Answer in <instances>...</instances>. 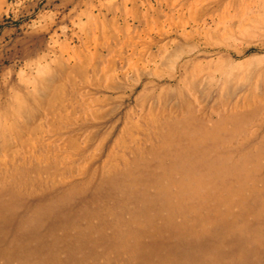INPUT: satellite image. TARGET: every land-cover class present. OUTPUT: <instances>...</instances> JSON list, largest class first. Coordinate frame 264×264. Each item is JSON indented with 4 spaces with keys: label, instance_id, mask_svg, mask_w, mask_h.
<instances>
[{
    "label": "rangeland",
    "instance_id": "374dc122",
    "mask_svg": "<svg viewBox=\"0 0 264 264\" xmlns=\"http://www.w3.org/2000/svg\"><path fill=\"white\" fill-rule=\"evenodd\" d=\"M136 2L146 59L95 61L82 0H7L0 32L58 16V57L0 33V264H264V0H89Z\"/></svg>",
    "mask_w": 264,
    "mask_h": 264
},
{
    "label": "crops",
    "instance_id": "0c3cea01",
    "mask_svg": "<svg viewBox=\"0 0 264 264\" xmlns=\"http://www.w3.org/2000/svg\"><path fill=\"white\" fill-rule=\"evenodd\" d=\"M85 2V3H84ZM82 14L80 16H66V19L72 24V40H78L79 43L86 47L87 53L90 55L91 60H102V54L107 56V60L113 58V54L120 53L124 56L123 59H129V55L137 54L135 56L140 61L146 59L148 52L147 48V35L144 33L146 31L147 24L144 23L149 20L150 16H154L146 7L140 3H133L129 7H125L122 11V6H102L91 5L89 0H82ZM7 5V0H0V24L3 22L5 16V7ZM104 8V11L100 8ZM28 20L32 23L28 25L30 28H26L25 23L23 25L18 23V26L10 27L3 26L1 32L4 36L1 40L4 43L10 42V37L8 41H5L7 37L5 34L15 32L18 29L17 42L19 44H26L27 37H32L33 42V53L36 59L41 60L42 54L45 58L48 57L52 59L58 57V44H57V27L56 21L58 16H17L18 20ZM21 18V19H20ZM45 22L46 25H43ZM53 22V23H52ZM141 28L139 25H141ZM138 28V34L135 33L130 35V28ZM48 27L49 32V42L50 49L41 48V43L38 45L37 41L41 40L43 28ZM24 29V30H23ZM101 30V34L98 31ZM23 36V41L21 37ZM55 38V47L52 48V40ZM104 43V44H103ZM106 43V44H105ZM30 45V41H28ZM108 44V45H107ZM135 46L134 48L131 47ZM105 46V47H103ZM83 49H85L82 46ZM85 53V51H83ZM92 55V56H91Z\"/></svg>",
    "mask_w": 264,
    "mask_h": 264
},
{
    "label": "bare ground",
    "instance_id": "6f19581e",
    "mask_svg": "<svg viewBox=\"0 0 264 264\" xmlns=\"http://www.w3.org/2000/svg\"><path fill=\"white\" fill-rule=\"evenodd\" d=\"M191 106V105H190ZM185 107V106H184ZM183 107V108H184ZM260 107V106H259ZM262 107V106H261ZM222 110V109H221ZM224 110V109H223ZM234 110V109H233ZM260 110V109H259ZM259 110H257V111H259ZM225 111V110H224ZM227 112H229V111H227ZM235 112V111H234ZM253 112V111H252ZM224 113V112H223ZM256 113V112H255ZM255 113H254V115H255ZM246 114V113H245ZM250 114V113H249ZM188 115V114H187ZM233 117L235 116V115H232ZM253 115H251V117H252ZM198 117V116H197ZM244 117V116H243ZM188 118H190V117H188ZM198 118H200V117H198ZM225 118H227V117H225ZM235 118V117H234ZM228 119V118H227ZM175 120V119H174ZM182 120V119H181ZM202 120V119H201ZM185 121V120H184ZM183 121V122H184ZM188 121V120H187ZM196 121V120H195ZM194 121V122H195ZM182 122V121H181ZM192 121L190 120V123H191ZM198 122V121H197ZM243 122V121H242ZM170 123V122H169ZM178 123V122H177ZM177 123H175V124H177ZM196 123V122H195ZM222 123V122H221ZM227 123V122H226ZM240 123H241V121H240ZM225 124V123H224ZM162 125V124H161ZM183 125V124H182ZM241 124H239V126H240ZM163 126V125H162ZM166 126V125H165ZM174 127V126H173ZM182 127V126H181ZM186 127V126H185ZM223 127V126H222ZM241 127V126H240ZM170 128V127H169ZM235 128V127H234ZM237 128V127H236ZM173 129V128H172ZM182 129V128H181ZM165 130V129H164ZM167 130V129H166ZM170 130H171V128H170ZM175 130V129H174ZM173 130V131H174ZM236 130H238V129H236ZM161 131H162V129H161ZM183 131H185V130H183ZM221 131H222V129H221ZM238 131H240V130H238ZM226 132V131H225ZM170 133V132H169ZM172 133H174V132H172ZM182 133V132H181ZM197 133H199V132H197ZM213 133V132H212ZM222 133H223V131H222ZM222 133H221V135H222ZM242 133V132H241ZM168 134V133H167ZM179 134V133H178ZM207 134V133H206ZM210 134H211V131H210ZM214 134V133H213ZM212 134V135H213ZM192 135V134H191ZM211 135V136H212ZM218 135H219V133H218ZM170 137V136H169ZM178 137V136H177ZM197 137H199V136H197ZM206 137V136H205ZM220 137V136H219ZM225 138V137H224ZM168 139H170V138H168ZM175 140V139H174ZM214 140V139H213ZM223 140V139H222ZM169 142V141H168ZM221 142V141H220ZM185 143V142H184ZM214 143V142H213ZM226 143V142H225ZM210 144H211V142H210ZM222 144V143H221ZM165 145H166V143H165ZM223 145V144H222ZM199 146V145H198ZM220 147V146H219ZM258 147V146H257ZM168 148V147H167ZM254 148V147H253ZM166 149V148H165ZM248 149V148H247ZM246 149V150H247ZM168 150V149H167ZM188 150V149H187ZM241 150V149H240ZM218 152H219V150H217ZM255 153V152H254ZM259 153V152H258ZM242 154H243V152H242ZM252 154H253V152H252ZM256 154V153H255ZM260 154V153H259ZM176 155H178V154H176ZM224 155H225V152H224ZM212 156V155H211ZM234 156V155H233ZM236 156V155H235ZM239 156V155H238ZM248 156H250V154L248 155ZM175 157V156H174ZM231 157V156H230ZM229 157V158H230ZM258 157V156H257ZM256 157V158H257ZM177 158V157H176ZM184 158V157H183ZM217 158V157H216ZM255 158V159H256ZM132 159V158H131ZM174 159V158H173ZM205 159H207V158H205ZM218 159V158H217ZM217 159H215V160H217ZM231 159H232V157H231ZM254 159V160H255ZM114 160V159H113ZM165 160V159H164ZM208 160V159H207ZM244 160V159H243ZM174 161V160H173ZM229 161V160H228ZM245 161V160H244ZM258 161V160H257ZM261 161V160H260ZM185 162V161H184ZM203 162V161H202ZM222 162H223V160H222ZM226 162V161H225ZM125 163V162H124ZM134 163V162H133ZM212 163V162H211ZM214 163V162H213ZM219 163V162H218ZM163 164V163H162ZM168 164V163H167ZM230 164V163H229ZM245 164V163H244ZM247 164V163H246ZM245 164V165H246ZM35 165V164H34ZM135 165V164H134ZM137 165H138V162H137ZM165 165V164H164ZM179 165V164H178ZM207 165V164H206ZM210 165V164H209ZM254 165V164H253ZM261 165V164H260ZM130 166V165H129ZM133 166V165H132ZM182 166V165H181ZM217 166V165H216ZM221 166V165H220ZM186 167V166H185ZM215 167V166H214ZM244 167V166H243ZM246 167V166H245ZM137 168V167H136ZM169 168V167H168ZM176 168V167H175ZM230 168V167H229ZM185 169V168H184ZM226 169V168H225ZM242 169V168H241ZM257 170H258V168H256ZM264 169V168H263ZM128 170V169H127ZM179 170V169H178ZM260 170V169H259ZM40 171V170H39ZM43 171V170H42ZM181 171V170H180ZM179 171V172H180ZM214 171V170H213ZM237 171L239 172V169L237 168ZM245 171H246V168H245ZM251 171V170H250ZM122 172H124V171H122ZM126 172V171H125ZM188 172V171H187ZM186 172V173H187ZM226 172V171H225ZM231 172H233L232 170H231ZM253 172V171H252ZM189 173V172H188ZM237 173V172H236ZM240 173V172H239ZM257 173V172H256ZM6 174V173H5ZM41 174V173H40ZM45 174V173H44ZM51 174V173H50ZM130 174V173H129ZM169 174H170V172H169ZM185 174V173H184ZM208 174V173H207ZM206 174V175H207ZM225 174V173H224ZM233 173H231V175H232ZM238 174V173H237ZM179 175V174H178ZM183 175V174H182ZM214 175V174H213ZM218 175H219V173H218ZM249 175H251V174H249ZM191 176H192V174H191ZM215 176V175H214ZM223 176V175H222ZM229 176V175H228ZM257 176V175H256ZM40 177V176H39ZM182 177V176H181ZM201 177V176H200ZM233 177V176H232ZM241 177V176H240ZM245 177H247L246 175H245ZM251 177V176H250ZM161 178H163V177H161ZM248 178V177H247ZM5 179V178H4ZM111 179V178H110ZM109 179V180H110ZM112 179H113V177H112ZM131 179V178H130ZM177 179V178H176ZM214 179V178H213ZM223 179V178H222ZM23 180V179H22ZM92 180H94V179H92ZM124 180V179H123ZM134 180H136V178L134 179ZM168 180H169V178H168ZM194 180V179H193ZM199 180V179H198ZM209 180V179H208ZM207 180V181H208ZM249 180V179H248ZM15 181V180H14ZM18 181H19V179H18ZM32 181V180H31ZM41 181V180H40ZM102 181V180H101ZM100 181V182H101ZM159 181V180H158ZM206 181V180H205ZM259 181H260V179H259ZM29 182H30V180H29ZM42 182V181H41ZM108 182V181H107ZM173 182V181H172ZM180 182H182V181H180ZM213 182V181H212ZM225 182H227V181H225ZM252 182H254V181H252ZM263 182V181H262ZM16 183V182H15ZM20 183V182H19ZM31 183V182H30ZM37 183V182H36ZM169 183V182H168ZM189 183V182H188ZM13 184V183H12ZM24 184V183H23ZM185 184V183H184ZM246 184V183H245ZM10 185V184H9ZM46 185V184H45ZM101 185V184H100ZM13 186V185H12ZM22 186V185H21ZM33 186V185H32ZM162 186V185H161ZM185 186H186V184H185ZM241 186V185H240ZM9 187V186H8ZM23 187V186H22ZM30 187V186H29ZM40 187V186H39ZM42 187V186H41ZM129 187V186H128ZM191 187V186H190ZM5 188V187H4ZM3 188V189H4ZM13 188H14V186H13ZM18 188V187H17ZM32 188V187H31ZM34 188V187H33ZM158 188V187H157ZM156 188V189H157ZM175 188V187H174ZM181 188V187H180ZM187 188V187H186ZM253 188H255V187H253ZM2 189V190H3ZM7 189V188H6ZM19 189V188H18ZM17 189V190H18ZM25 189H27V188H25ZM35 189V188H34ZM40 189V188H39ZM129 189V188H128ZM155 189V188H154ZM28 190V189H27ZM43 190V189H42ZM160 190H161V188H160ZM177 190H179V188L177 189ZM15 191V190H14ZM19 191V190H18ZM78 191V190H77ZM228 191V190H227ZM231 191V190H230ZM254 191H255V189H254ZM26 192V191H25ZM37 192V191H36ZM45 192H46V190H45ZM68 192V191H67ZM66 192V193H67ZM168 192H170V189H169V191ZM237 192H239V191H237ZM249 192V191H248ZM262 192V191H261ZM22 193H24V192H22ZM21 193V194H22ZM27 193V192H26ZM30 193H32V192H30ZM35 193V192H34ZM44 193V192H43ZM65 193V192H64ZM69 193V192H68ZM78 193V192H77ZM152 193V192H151ZM156 193V192H155ZM167 193V192H166ZM211 193V192H210ZM229 193V192H228ZM252 193V192H251ZM20 194V195H21ZM200 194V193H199ZM259 194V193H258ZM33 195H35V194H33ZM32 194L30 195L31 197L33 196ZM64 195V194H63ZM66 195V194H65ZM64 195V196H65ZM122 195V194H121ZM146 195V194H145ZM68 196H69V194H68ZM74 196V195H73ZM183 196V195H182ZM198 196V195H197ZM224 196V195H223ZM231 196V195H230ZM70 197V196H69ZM130 197V196H129ZM164 197V196H163ZM173 197H175V196H173ZM194 197H196L195 195H194ZM200 197H201V195H200ZM234 197V196H233ZM245 197V196H244ZM66 198V197H65ZM227 198V197H226ZM151 199V198H150ZM191 199V198H190ZM62 200V199H61ZM66 200V199H65ZM166 200V199H165ZM198 200V199H197ZM57 201V200H56ZM227 201H228V199H227ZM230 201V200H229ZM51 202V201H50ZM58 202V201H57ZM168 202V201H167ZM170 202V201H169ZM180 202V201H179ZM186 202V201H185ZM223 202H225V201H223ZM234 202V201H233ZM49 203V202H48ZM189 203V202H188ZM213 203V202H212ZM229 203V202H228ZM144 204V203H143ZM177 204V203H176ZM179 204V203H178ZM246 204V203H245ZM2 205V204H1ZM7 205V204H6ZM52 205V204H51ZM54 205V204H53ZM146 205V204H145ZM174 205V204H173ZM229 205V204H228ZM263 205V204H262ZM142 206V205H141ZM154 206V205H153ZM232 206V205H231ZM264 207V206H263ZM262 207V208H263ZM53 208V207H52ZM217 208V207H216ZM224 208V207H223ZM231 208V207H230ZM41 209V208H40ZM44 209V208H43ZM46 209V208H45ZM158 209V208H157ZM164 209V208H163ZM168 209V208H167ZM176 209V208H175ZM187 209V208H186ZM201 209V208H200ZM239 209V208H238ZM24 210V209H23ZM47 210H49V209H47ZM55 210V209H54ZM171 210V209H170ZM258 210V209H257ZM51 211V210H50ZM105 211V210H104ZM119 211V210H118ZM107 212H109V211H107ZM172 212V211H171ZM260 212V211H259ZM37 213V212H36ZM39 213H41V211H39ZM38 213V214H39ZM143 213V212H142ZM229 213H230V211H229ZM7 214V213H6ZM48 214H49V212H48ZM47 214V215H48ZM52 214V213H51ZM166 214H168V213H166ZM227 214V213H226ZM240 214V213H239ZM164 215V214H163ZM172 215H173V212H172ZM143 216V215H142ZM166 216V215H165ZM264 216V215H263ZM28 217H30V216H28ZM175 217V216H174ZM187 217H188V215H187ZM230 217V216H229ZM16 218V217H15ZM127 218V217H126ZM224 218V217H223ZM228 218V217H227ZM37 219V218H36ZM169 219V218H168ZM181 219V218H180ZM254 219V218H253ZM111 220V219H110ZM117 220V219H116ZM122 220V219H121ZM142 220V219H141ZM96 221V220H95ZM27 222V221H26ZM32 222V221H31ZM143 222V221H142ZM172 222V221H171ZM161 224V223H160ZM190 224V223H189ZM260 224V223H259ZM27 225V224H26ZM29 225V224H28ZM138 225V224H137ZM243 225V224H242ZM133 226V225H132ZM142 226V225H141ZM134 228V227H133ZM137 228V227H136ZM141 228V227H140ZM206 228V227H205ZM22 229V228H21ZM28 229V228H27ZM210 229V228H209ZM243 229V228H242ZM201 230V229H200ZM199 230V231H200ZM240 230H241V228H240ZM239 230V231H240ZM21 231V230H20ZM23 231V230H22ZM28 231V230H27ZM24 232V231H23ZM87 232V231H86ZM109 232V231H108ZM152 232V231H151ZM159 232V231H158ZM232 232V231H231ZM230 232V233H231ZM119 233H120V231H119ZM200 233V232H199ZM237 233V232H236ZM90 235H92V234H90ZM98 235V234H97ZM222 235V234H221ZM204 236V235H203ZM207 236V235H206ZM225 236V235H224ZM234 236V235H233ZM240 236H241V233H240ZM97 237V236H96ZM137 237V236H136ZM143 237V236H142ZM246 237V236H245ZM57 238V237H56ZM259 238V237H258ZM120 239V238H119ZM123 239V238H122ZM63 240V239H62ZM83 240V239H82ZM81 240V241H82ZM163 240V239H162ZM255 240H257V239H255ZM126 241H127V239H126ZM147 241H148V239H147ZM255 242V241H254ZM65 243V242H64ZM120 243V242H119ZM127 243V242H126ZM258 243V242H257ZM70 244V243H69ZM74 244V243H73ZM116 244V243H115ZM255 244V243H254ZM18 245V244H17ZM72 245V244H71ZM237 245V244H236ZM253 245V244H252ZM258 245V244H257ZM60 246V245H59ZM11 247V246H10ZM90 249V248H89ZM122 250V249H121ZM125 251V250H124ZM134 253V252H133ZM136 253V252H135ZM148 253V252H147ZM190 253V252H189ZM214 253V252H213ZM140 254V253H139ZM117 255V254H116ZM130 255V254H129ZM135 255V254H134ZM240 255V254H239ZM127 256V255H126ZM133 256V255H132ZM175 256V255H174ZM241 256V255H240ZM107 257V256H106ZM35 258V257H34ZM119 258H121V257H118V259ZM129 258V257H128ZM156 258V257H155ZM211 258V257H210ZM214 259H216V258H214ZM238 260V259H237ZM93 261V260H92ZM96 261V260H95ZM117 261V260H116ZM223 261V264H224V260H222ZM104 262V261H103ZM155 262V261H154ZM215 262V261H214ZM101 263V262H100ZM205 263V262H204ZM211 263V262H210ZM220 263H221V261H220ZM220 263H218V264H220ZM231 263V262H230ZM241 263V262H240ZM186 264V263H185ZM212 264V263H211ZM226 264H227V261H226Z\"/></svg>",
    "mask_w": 264,
    "mask_h": 264
}]
</instances>
